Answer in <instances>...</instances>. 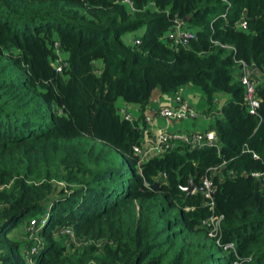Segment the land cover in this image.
<instances>
[{"label":"trees","instance_id":"obj_1","mask_svg":"<svg viewBox=\"0 0 264 264\" xmlns=\"http://www.w3.org/2000/svg\"><path fill=\"white\" fill-rule=\"evenodd\" d=\"M178 23L195 27L187 45L168 38ZM241 62L260 75L256 115ZM188 85L210 111L226 96L218 145L142 159L145 118L118 102L143 114L155 90ZM253 174L264 179V0H0V264H30L34 247L35 264H264ZM206 176L212 201L185 191ZM28 216L38 233L12 237Z\"/></svg>","mask_w":264,"mask_h":264},{"label":"built area","instance_id":"obj_2","mask_svg":"<svg viewBox=\"0 0 264 264\" xmlns=\"http://www.w3.org/2000/svg\"><path fill=\"white\" fill-rule=\"evenodd\" d=\"M239 27L242 30H247L248 24L246 21H242L239 24ZM191 37H192L191 34L183 29L182 23H178V25L174 28V30H172V32H170L168 35L169 40L175 42L177 41V43H183L184 45L188 44L189 39ZM61 70H62V66L59 65L58 71ZM251 72H253V70H251L246 63L244 62L240 63L239 80L246 89V101L248 103L249 111L251 114L256 115L260 107V100L257 97V86L259 85V80L253 79L251 77ZM177 102H178V107L176 109H162L159 111L160 112L159 115L169 122H181L189 118L199 117L198 112L195 111L193 108H191L187 102L183 101L181 98H177ZM120 114L123 117L127 118L128 120L133 119L131 114H129L125 110H121ZM179 143L188 145L192 148L212 147L218 145V137L216 135V132L214 131H210L206 133L184 134V133H169L167 129L160 128L156 131V139L153 146L149 147L148 149H141L139 147H135L134 150L138 155L142 157V159H147L151 156L160 155L166 151L172 150ZM255 157L258 158L257 156ZM218 170L219 168H214L213 172L215 173V171ZM253 177L258 180L263 179L262 174H253ZM195 192L201 193L206 200L212 201L215 192L212 178L210 176L204 177L200 186L195 189ZM212 205L213 204L211 202V206ZM221 220L222 218L211 219L210 222L212 225H214V230H216ZM41 223L42 222L39 221L38 219L31 220L30 225L28 227V232H30L32 236H35L36 233H38L39 229H41L42 227ZM62 234L74 238V234L71 231H63ZM75 242L76 244L81 245V243H79L76 239ZM36 253H37V248L35 247L32 248L30 253V260H29L30 264H35L31 257L36 255Z\"/></svg>","mask_w":264,"mask_h":264},{"label":"crops","instance_id":"obj_3","mask_svg":"<svg viewBox=\"0 0 264 264\" xmlns=\"http://www.w3.org/2000/svg\"><path fill=\"white\" fill-rule=\"evenodd\" d=\"M97 68L101 69L102 65H98ZM256 75L259 74L256 72ZM200 90L201 89L193 85L181 87L176 95L163 94L160 90H155L151 102L143 114L139 106L125 105L123 102H121L120 105L123 110L131 114L133 119L138 120L142 115L144 116L146 122L144 149H148L154 145L156 131L160 128L167 129L169 133L191 134L210 131L215 132V122L222 117L221 108L223 102L226 100V96L218 95L216 97V107L210 111L206 104L205 96ZM177 98H181L183 101L187 102L191 108L198 112L199 117L189 118L181 121V123L169 122L162 118L159 115V111L162 109H176L178 107ZM212 120L213 122L206 127V123Z\"/></svg>","mask_w":264,"mask_h":264},{"label":"rangeland","instance_id":"obj_4","mask_svg":"<svg viewBox=\"0 0 264 264\" xmlns=\"http://www.w3.org/2000/svg\"><path fill=\"white\" fill-rule=\"evenodd\" d=\"M184 29H185V30H188L189 32H194V31H195V27H193L192 25L187 24V23H185V25H184ZM144 33H145V28H141V29H139V30H137V31L126 33V34L122 37V40H123V42H124L125 44L133 45V44L135 43V40H137V38H141V37L144 35ZM95 65L98 67V65H102V62H101V61H97V62L95 63ZM252 73H253V72H252ZM253 74H254V76H252V77L255 78V80H257V78H258L259 75H256V72H254ZM199 89H200V88H199ZM200 91H201V90H200ZM202 93H203V92H202ZM120 103H121V101L118 102V107H119V109H120V111H121V110H123V108L121 107ZM206 104H207V103H206ZM215 107H216V106H215ZM212 122H213V120L207 122L205 126L208 127V124H210V123H212ZM180 123H181V122H180ZM143 145H144V140H143ZM31 219H32V217H29V216L23 218V219L19 222V224H18V226L16 227V229L12 232L11 236H12V237H18L19 239H22V236H21V235H22V233L25 231V230H24L25 227L29 225ZM64 237H66V236H64ZM68 240H69V241H68V244H67L68 248L71 247V245H75V244H76L74 238H70V239H68ZM76 246H77V247H82L80 244H76Z\"/></svg>","mask_w":264,"mask_h":264},{"label":"water","instance_id":"obj_5","mask_svg":"<svg viewBox=\"0 0 264 264\" xmlns=\"http://www.w3.org/2000/svg\"><path fill=\"white\" fill-rule=\"evenodd\" d=\"M185 22H187V20H185ZM152 189H153L155 192H158L159 189H160V184H159V183H156V184L152 187ZM195 189H196V187H195L193 181H191L189 187L186 188L185 191H186L188 194H192V193H194Z\"/></svg>","mask_w":264,"mask_h":264}]
</instances>
